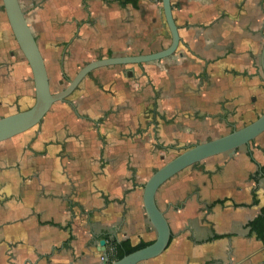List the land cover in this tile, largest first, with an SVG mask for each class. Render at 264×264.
<instances>
[{
  "label": "crops",
  "instance_id": "obj_1",
  "mask_svg": "<svg viewBox=\"0 0 264 264\" xmlns=\"http://www.w3.org/2000/svg\"><path fill=\"white\" fill-rule=\"evenodd\" d=\"M18 1L48 76L50 66L73 77L86 61L170 43L159 0H23L26 9ZM170 3L180 37L173 55L93 70L37 131L0 142V264H102L101 240L152 241L141 201L149 142L186 118L228 123L264 109V0ZM18 70L31 90L0 0V99ZM259 136L207 158L206 174L159 188L172 238L141 264H264V243L247 225L264 210Z\"/></svg>",
  "mask_w": 264,
  "mask_h": 264
},
{
  "label": "water",
  "instance_id": "obj_2",
  "mask_svg": "<svg viewBox=\"0 0 264 264\" xmlns=\"http://www.w3.org/2000/svg\"><path fill=\"white\" fill-rule=\"evenodd\" d=\"M159 1L164 22L170 35V43L166 48L148 54L107 56L92 59L78 69L75 75L68 80L66 87L52 93L44 59L25 19L19 1L1 0L14 40L31 71L34 100L29 108L0 117V142L39 125L51 106L55 102L64 101L93 70L111 66L140 65L159 61L173 55L180 37L172 16V6L170 0ZM260 62L264 73V44L261 50ZM263 132L264 110L248 124L233 129L222 136L193 144L154 170L145 181L141 195L144 214L155 231L154 239L147 246L105 264H141L162 254L171 241L172 233L164 211L157 206L156 194L159 188L185 168L198 164L207 158L219 154H234L239 148L248 146ZM104 244L105 241L101 240L100 245L103 248Z\"/></svg>",
  "mask_w": 264,
  "mask_h": 264
},
{
  "label": "rangeland",
  "instance_id": "obj_3",
  "mask_svg": "<svg viewBox=\"0 0 264 264\" xmlns=\"http://www.w3.org/2000/svg\"><path fill=\"white\" fill-rule=\"evenodd\" d=\"M21 2L23 4V0H21ZM22 6L25 9L27 8L24 4ZM24 13L27 14L28 12L24 11ZM17 49H19L18 46ZM49 69L50 70H49L48 78H49L51 92L55 93L66 87L67 82L72 78V75L61 76L58 75V71L55 68H52L50 66ZM16 72L17 75L14 78L13 85L5 90V93L3 94L4 99H0V116L8 113H14L21 110H25L29 108L33 103L34 100L33 88L28 91L25 81L22 80L25 79L24 76L22 75V72L19 70ZM151 75L155 81L157 79H160L158 74L151 73ZM29 79L31 80V78ZM70 95L65 100L72 99ZM5 99L7 100L4 101ZM58 110H60V106L58 104H53L51 109L49 110V112L51 111V113L48 112L47 118L57 115ZM263 110L264 109L256 110L255 113H253L243 121H238V118L236 119L234 117L230 118L229 120L230 122L228 123L223 121V119L209 120L208 117L203 119L186 118L185 120L187 122L186 124H179V126L171 125L170 128L168 127L165 128L161 133L159 132L158 142L157 140L154 141L152 140L151 142H149L151 155L148 158L149 161L143 162L144 164L143 174L150 176L154 170L161 167L168 160L179 154L187 147L192 146L193 144L201 143L209 139L222 136L224 134L229 133L233 129H237L248 124L249 122H251V120L253 121L257 116H259ZM38 128H39L38 125H36L30 130H28V132L37 131ZM15 138H17V136ZM260 140H261V136H258L252 142L254 144V142L256 143L259 142ZM209 161L211 160H204L202 162H199L198 164L185 168L179 174L176 175V179L181 178L183 175H188L190 177L192 176L197 177L198 175L201 176L202 174H206L204 173V170L206 169V164H208ZM165 186L166 185L163 186L161 190L162 192L164 191ZM161 191L159 192L158 197L161 195Z\"/></svg>",
  "mask_w": 264,
  "mask_h": 264
},
{
  "label": "trees",
  "instance_id": "obj_4",
  "mask_svg": "<svg viewBox=\"0 0 264 264\" xmlns=\"http://www.w3.org/2000/svg\"><path fill=\"white\" fill-rule=\"evenodd\" d=\"M136 0H126L125 3L135 4ZM248 227L250 232H254L257 238H259L264 243V210L251 221L248 222ZM110 244L113 246V254L109 256V260H117L126 254H129L137 249L147 246L152 241H139L136 244H132L129 239L116 240L110 239Z\"/></svg>",
  "mask_w": 264,
  "mask_h": 264
},
{
  "label": "built area",
  "instance_id": "obj_5",
  "mask_svg": "<svg viewBox=\"0 0 264 264\" xmlns=\"http://www.w3.org/2000/svg\"><path fill=\"white\" fill-rule=\"evenodd\" d=\"M113 254V246L109 241H105L104 244V255L100 257V262L102 264L109 263V256Z\"/></svg>",
  "mask_w": 264,
  "mask_h": 264
},
{
  "label": "flooded vegetation",
  "instance_id": "obj_6",
  "mask_svg": "<svg viewBox=\"0 0 264 264\" xmlns=\"http://www.w3.org/2000/svg\"><path fill=\"white\" fill-rule=\"evenodd\" d=\"M107 241H109V240H107Z\"/></svg>",
  "mask_w": 264,
  "mask_h": 264
}]
</instances>
